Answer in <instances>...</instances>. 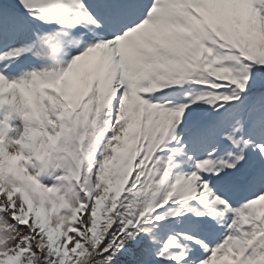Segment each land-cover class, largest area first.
Listing matches in <instances>:
<instances>
[{
  "label": "snow or ice",
  "instance_id": "6c2138e0",
  "mask_svg": "<svg viewBox=\"0 0 264 264\" xmlns=\"http://www.w3.org/2000/svg\"><path fill=\"white\" fill-rule=\"evenodd\" d=\"M0 264H264V0H0Z\"/></svg>",
  "mask_w": 264,
  "mask_h": 264
}]
</instances>
